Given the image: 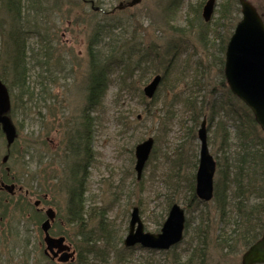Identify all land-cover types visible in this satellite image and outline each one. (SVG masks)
Here are the masks:
<instances>
[{
  "label": "rangeland",
  "instance_id": "obj_1",
  "mask_svg": "<svg viewBox=\"0 0 264 264\" xmlns=\"http://www.w3.org/2000/svg\"><path fill=\"white\" fill-rule=\"evenodd\" d=\"M127 1L130 0H92L90 3L88 0H43L39 5L42 9L47 7V21L43 23L50 38L49 63L58 73H52L54 82L47 84L45 79L37 77L40 74L37 70L30 71V86L34 94L39 93L40 83H44L47 101L44 107L41 103L37 108L32 107L26 117L21 112L9 117L16 129L15 141L9 147L0 131V183L13 182L11 185L15 187L10 193L0 187V192L9 196L5 203L10 208L6 214L0 212V264H60L43 254L40 225L47 220L48 209L55 215L49 235L64 237L65 243L76 249L79 229L64 221V190L70 184L63 179L61 157L66 129L74 126L77 118L79 121V110L84 105L87 40L93 25L101 19L98 14L102 11L110 13L115 17L111 19H116L122 26L114 30V38L125 36V40L130 42L129 47L134 44L143 52L153 50L160 56L170 46V54L176 51L178 57L171 63L169 80L160 84L156 97L151 100L143 96L142 89L152 79L153 73L145 76L147 81L142 73V80L135 74L126 81H120L125 67L117 65L110 73L103 108L89 112L88 116L92 118L89 142L92 158L86 167L84 180L88 211L85 217L89 226H95L99 215H102V222L114 239L108 240L107 246V240L93 244L94 252L80 264L241 262L245 249L240 242H236L231 251L217 245L221 240L218 235H227L232 229V224L227 223L233 220L229 213L227 222H220L214 202L207 207L191 205L186 208L189 199L187 179H191L196 171L197 130L202 121L201 118L197 125L194 123L186 99L188 94H195L198 95L196 100L200 101L201 95H206L207 91H213L216 97L227 98L226 90L220 88L222 76L217 64L218 50L222 47L221 39L226 40L229 34H233L234 24L238 16L240 18L239 0L232 2L226 21L220 20L218 14L224 0H215L212 17L206 23L207 34L203 35L209 41L206 46L199 39L200 22H203L201 11L200 18L190 12L191 7L204 4L206 0H176L174 4L178 7L175 11L170 9L166 0H140L136 6L126 10L119 7ZM245 1L255 8L264 22V0ZM90 6L102 11L95 13ZM6 19L0 1V51L4 44L1 29ZM24 28L25 33L31 35L27 39L28 46L35 51L38 44V39L32 35L35 30L26 25ZM155 66L162 73L160 66ZM26 111L29 112L28 109ZM214 126L208 120L205 122L209 152L216 162L224 164L222 151L225 146L220 137L213 136ZM149 137L155 139L153 152L137 180L134 147ZM229 143L234 146L233 142ZM29 145L32 147L30 155H27L25 151ZM177 153L182 157L179 168L171 169L169 160H174ZM6 154L8 157L2 162ZM171 203L185 209L186 233L180 244L168 251L123 247L132 208L139 210L144 233L158 234ZM16 205L20 211L13 215L10 211ZM232 210L234 208L230 207L233 216ZM71 264H79L78 256Z\"/></svg>",
  "mask_w": 264,
  "mask_h": 264
},
{
  "label": "trees",
  "instance_id": "obj_2",
  "mask_svg": "<svg viewBox=\"0 0 264 264\" xmlns=\"http://www.w3.org/2000/svg\"><path fill=\"white\" fill-rule=\"evenodd\" d=\"M0 1L4 15L7 17L5 25L1 29L4 44L3 50L0 51V81L9 98L8 116L11 118L15 113L21 112L26 117L32 107L37 108L40 103L44 107L47 101L44 96L46 87L42 86L44 83H40L39 93L34 94V90L30 86V71L37 70V73H40L37 77L45 79L47 84L54 82L52 73H58L55 67L49 63L50 38L46 33V25L43 23L44 20L47 21V7H43L44 10L39 8L43 0ZM166 1L171 6L170 9L173 8L172 11H175L174 9L178 7V4H174L176 0ZM88 2L90 3L89 0ZM232 2L234 0H224L220 4L218 10L220 20L228 19ZM202 6L203 2L197 7H191L190 12L200 18ZM98 17L101 19L93 25L86 46L87 70L84 72V105L79 110V121L77 118L74 126L66 129L64 153L61 157L62 164L66 166V168L64 166L62 168L63 179L65 183L70 184L64 190L66 195L64 221L67 225L79 229L76 235L78 241L75 244L80 257L79 264L85 262L87 256L92 254L93 244L107 240L105 244L107 246V244L109 245L108 240L114 239L111 236V231L103 224L102 215H99L95 226H89L85 217V213L88 211L86 210L84 180L87 174L86 166L92 156V152L89 150L92 120L88 116L91 112L90 109L99 111L103 108L104 98L110 85V73L117 65L125 67L124 70L122 69L123 75L120 76V81H126L135 74L141 79L143 76L141 73L144 74V80L147 81L148 78L145 76L153 73V75H161L162 83L169 80L171 63L175 62L178 57L176 51L170 54V46L165 48L161 56L153 50L143 52L134 44L129 47L130 42L125 40V36L120 39L113 36L114 30L122 27L119 22H116V19H111L115 17H112L110 13H100ZM239 20L238 16L234 26ZM24 25L35 30L32 35L38 39L36 52L28 46L27 39L31 35L25 33ZM171 28L177 29L172 26ZM205 29L206 23L200 22L199 39L203 46L209 42L203 36L207 34ZM229 35L231 36V34ZM229 35L226 40L221 39L222 47L218 50V61L213 59L217 61L218 70L222 76L220 88L226 90L227 98L216 97L217 95L213 91H205V97L200 94V101L196 100L198 95L195 94H188L186 99V104L193 114L194 123L197 125V121L201 118L214 123L213 136L220 137V142L225 146V149L223 146L221 147L225 163L217 162L216 165L212 201L217 206L220 222H224V220L227 222V213L231 219L233 218L232 222H227L232 224L230 233L218 235L221 240L217 245L226 251H231L236 242H240L246 250L260 239L264 224V133L255 123L249 109L231 95L223 78V57L230 38ZM166 56H169L170 59L166 60ZM155 64L160 66L162 73L157 71L158 67ZM27 109L29 112L26 111ZM165 119L168 120V117L166 116ZM229 141L233 142L234 146ZM25 145L28 147V144ZM31 147L29 145L25 154L30 155ZM7 157L8 154L3 157L2 162ZM175 157L174 160H169L171 169L179 168L181 154L177 153ZM171 169L169 171L172 174ZM186 189L189 192L187 207L191 205H194L195 208L208 206V204L200 203L194 195V174L191 179H187ZM8 198L9 196L5 192H0L1 214L9 212L10 208L5 203ZM230 207L234 208L233 216L230 213ZM16 211H20L19 205L11 209L10 213L14 215ZM99 252L101 251L99 250Z\"/></svg>",
  "mask_w": 264,
  "mask_h": 264
},
{
  "label": "water",
  "instance_id": "obj_3",
  "mask_svg": "<svg viewBox=\"0 0 264 264\" xmlns=\"http://www.w3.org/2000/svg\"><path fill=\"white\" fill-rule=\"evenodd\" d=\"M134 0L132 4L138 3ZM241 7V20L236 25L234 32L227 44L224 62V77L230 92L238 98L252 113L256 124L264 133V24L255 8L245 0H239ZM214 0H207L202 9V18L209 21L213 12ZM161 78L155 76L143 88V95L150 99L155 94ZM9 110L8 94L0 82V129L5 136L7 144L13 143L16 132L10 119L7 117ZM199 141L198 164L195 172V195L203 202H208L213 197V177L215 161L209 154L207 146V132L205 120L200 124L197 132ZM154 141L148 138L137 144L134 149L137 179H140L142 170L151 154ZM0 187L7 192H13V185L0 183ZM38 202H35L37 205ZM47 220L41 224L46 245L45 253L53 257L61 254L58 262L73 261V252L63 244L64 239H53L49 236L50 223L54 218L51 209L46 210ZM128 234L124 239L125 247L140 244L144 248L167 250L179 243L182 239L184 228V213L177 205L173 204L168 216L162 225L159 234L143 232V226L138 215V209L133 208L129 221ZM53 249H57L56 253ZM241 264H264V227L261 238L251 245L242 255Z\"/></svg>",
  "mask_w": 264,
  "mask_h": 264
},
{
  "label": "flooded vegetation",
  "instance_id": "obj_4",
  "mask_svg": "<svg viewBox=\"0 0 264 264\" xmlns=\"http://www.w3.org/2000/svg\"><path fill=\"white\" fill-rule=\"evenodd\" d=\"M89 150L91 151V147L89 146ZM91 158H92V156H91ZM91 158H90V161H91ZM89 164V163H88ZM87 167V166H86ZM52 237V236H51ZM52 238H58V237H52ZM64 238V237H63ZM69 246H70V251H72V252H74V260H75V256H78V260H80V257H79V253H78V251L76 250V249H74V248H72L71 247V245L70 244H68ZM44 254V256L47 258V259H49L50 261H52V262H57V258L55 257V258H53L52 257V255L49 257L48 255H45V253H43Z\"/></svg>",
  "mask_w": 264,
  "mask_h": 264
},
{
  "label": "bare ground",
  "instance_id": "obj_5",
  "mask_svg": "<svg viewBox=\"0 0 264 264\" xmlns=\"http://www.w3.org/2000/svg\"><path fill=\"white\" fill-rule=\"evenodd\" d=\"M222 146V145H221Z\"/></svg>",
  "mask_w": 264,
  "mask_h": 264
}]
</instances>
